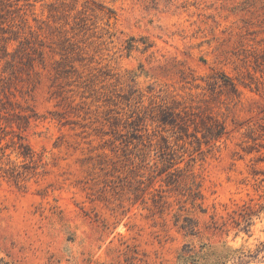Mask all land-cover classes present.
I'll return each mask as SVG.
<instances>
[{
  "label": "rangeland",
  "instance_id": "obj_1",
  "mask_svg": "<svg viewBox=\"0 0 264 264\" xmlns=\"http://www.w3.org/2000/svg\"><path fill=\"white\" fill-rule=\"evenodd\" d=\"M0 264H264V0H0Z\"/></svg>",
  "mask_w": 264,
  "mask_h": 264
},
{
  "label": "trees",
  "instance_id": "obj_2",
  "mask_svg": "<svg viewBox=\"0 0 264 264\" xmlns=\"http://www.w3.org/2000/svg\"><path fill=\"white\" fill-rule=\"evenodd\" d=\"M223 132H224V128L222 127L221 129H218L216 132H215V134H213L215 137H219L220 135H222L223 134ZM248 220H250V218L248 217V218H245V221H246V223L248 222ZM248 225H249V222H248ZM184 228H186L187 230H190V231H192V230H195V224H193V222L192 223H190V224H188V225H184ZM235 254H236V251H235ZM244 255V254H243ZM183 258L184 259H191V262H195L196 261V258H195V255L194 254H191V255H183Z\"/></svg>",
  "mask_w": 264,
  "mask_h": 264
}]
</instances>
